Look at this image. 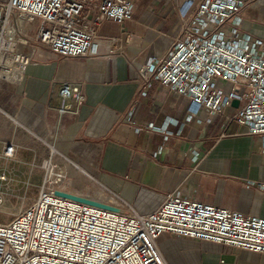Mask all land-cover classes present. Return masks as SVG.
<instances>
[{"label":"crops","instance_id":"crops-1","mask_svg":"<svg viewBox=\"0 0 264 264\" xmlns=\"http://www.w3.org/2000/svg\"><path fill=\"white\" fill-rule=\"evenodd\" d=\"M183 2L133 0L132 17L104 20L96 30L95 53L84 57L59 56L28 37L24 49L31 60L21 81L0 79V159L14 171L18 163L25 166L23 179L40 186L42 161L50 158L65 169L61 182L67 188L98 195L101 182L141 212L180 190L264 216V191L257 186L264 181L260 137L228 121L231 108L208 120L203 111L189 117L187 97L139 73L149 56L161 57L171 45ZM240 27L264 39V0L242 10ZM34 30L26 28L29 34ZM63 81L80 87L76 112L58 111ZM7 143L14 146L10 157L3 153ZM70 160L94 179L78 175ZM157 244L170 264H264V253L168 232Z\"/></svg>","mask_w":264,"mask_h":264},{"label":"built area","instance_id":"built-area-1","mask_svg":"<svg viewBox=\"0 0 264 264\" xmlns=\"http://www.w3.org/2000/svg\"><path fill=\"white\" fill-rule=\"evenodd\" d=\"M254 1L184 0L177 6L179 24L171 45L163 56H149L139 73L187 97L189 117L203 111L208 120L231 108L227 120L259 136L264 152V39L240 27L242 10ZM133 6V0H0V79L21 81L31 60L24 49L28 37L59 56L84 57L95 53L97 27L106 19H130ZM34 21L29 34L26 26ZM59 94L58 111L76 112L83 100L80 87L63 81ZM233 99L239 100L237 107ZM13 150L7 143L3 153L10 157ZM70 164L78 175L94 179L74 161ZM42 167L35 199L0 221V264H170L157 244L165 232L264 253V216L259 214L196 200L180 190L167 192L157 207L141 212L101 182L98 195L67 188L61 182L65 169L50 158ZM257 186L264 191V181ZM56 189L119 210L59 196Z\"/></svg>","mask_w":264,"mask_h":264},{"label":"rangeland","instance_id":"rangeland-1","mask_svg":"<svg viewBox=\"0 0 264 264\" xmlns=\"http://www.w3.org/2000/svg\"><path fill=\"white\" fill-rule=\"evenodd\" d=\"M36 23L35 21L31 22L27 24L26 28L32 31L35 29ZM0 164L3 165L0 168V176H4V178H0V221L7 222L13 213L35 199L39 185L35 182L28 183L23 179L25 176L22 174V169L25 166L20 163L17 164L16 171L12 170L10 162L6 161L5 163L3 158L0 159ZM75 181L82 183L81 180ZM89 187L92 185L89 184Z\"/></svg>","mask_w":264,"mask_h":264},{"label":"water","instance_id":"water-1","mask_svg":"<svg viewBox=\"0 0 264 264\" xmlns=\"http://www.w3.org/2000/svg\"><path fill=\"white\" fill-rule=\"evenodd\" d=\"M238 102H239L238 99H233L232 102H231V105L233 107H237L238 106ZM54 193L56 195L67 197V198H70V199H74V200H77V201H80V202H84V203H87V204H91V205L107 208V209L114 210V211H118L119 210L117 207H114V206H111V205H107V204L102 203L100 201H96L95 199L90 198V197H88L86 195H76L74 193H71V192H68V191L59 190V189H56L54 191Z\"/></svg>","mask_w":264,"mask_h":264}]
</instances>
